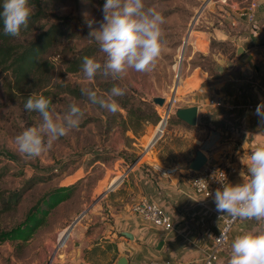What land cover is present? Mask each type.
<instances>
[{
    "label": "rangeland",
    "instance_id": "obj_1",
    "mask_svg": "<svg viewBox=\"0 0 264 264\" xmlns=\"http://www.w3.org/2000/svg\"><path fill=\"white\" fill-rule=\"evenodd\" d=\"M261 1V11L257 12L255 22L258 29L253 31L247 17L241 15L246 11L250 0H230L227 7L217 2L212 3L211 0H145L146 7L161 12L166 21L162 27L167 47L157 67L147 73L129 70L127 75L119 80L98 75L94 82H86L81 70L66 72V62L83 46L96 44L88 38V22H93L92 28L100 27L105 0H42L49 12L75 16L79 21L81 33L70 42L61 43L57 49L44 54L43 58L48 62L50 70L44 77L32 76L18 84L10 71L0 69V169L5 172L0 179V190L8 195L26 188L32 177L45 178L27 190L13 209L5 211L0 205V232L16 227L24 229L15 237L0 242V264H57L70 233L83 228L89 220L92 208L97 204L92 205V202L99 194L107 191L110 175L113 176L114 184L117 182L114 176L117 175V179L120 177L118 175L123 173L118 164L117 170L112 171L100 183L107 168H112L117 159H123L130 165L143 157V160L176 166L181 174L184 169H190L191 175L194 174L195 170L191 169L190 164L197 152L202 151L209 158L210 149L204 148V143L195 140L193 134L199 127H206L207 134L210 127L204 123H197L192 128L179 124L176 116L180 107L192 105L200 107L201 112L212 115L211 112L222 109L223 106L216 108L219 106L212 104L211 98L222 97L227 105L232 97H236L243 105L239 108L238 115L243 117L247 116L245 110L249 112L247 104L264 100V0ZM204 3L209 6L201 9ZM234 21L235 25L232 24ZM36 34L37 32H34L29 37ZM26 38L25 35L21 36L23 42ZM240 47L243 51L238 54ZM94 56L102 59L103 54L99 52ZM246 63L250 64V68L235 70V66H243ZM193 71L194 76L198 77L201 71L209 74L203 88L208 89L207 91L199 90L196 94L187 91L186 88L189 87L186 79ZM231 77H239L240 80L231 81ZM114 85L126 88L127 96L145 100H152L157 96L171 98L173 92L175 93L177 100L164 134L159 137L155 125L151 136L146 138L151 143L155 136L159 137L154 145L148 144L145 148L130 146L125 149L123 145L130 138L125 136L126 131L121 126L118 112L127 117V111L120 107L116 113H110L98 105H93L87 109L79 128L55 141L52 148L41 157L30 159L17 151L15 137L23 130L41 122L39 113L25 109V103L30 96L42 94L51 97L56 113L63 115L72 102L81 106L88 103L86 97L77 98L67 93V87L77 90L88 87L106 96ZM212 85L216 86L213 91L209 90ZM125 95L117 97V102L126 97ZM153 104L158 114H162L163 106L154 102ZM228 112L231 113L225 120L231 124L227 127H236V109H229ZM249 117L258 129L264 131L255 112H251ZM146 128L147 126L144 133ZM145 143L147 142L144 141V146ZM151 149L153 150L149 153L146 152ZM209 159L210 162L220 164L216 157L210 156ZM123 165L126 166L125 163ZM78 180L80 181L69 199H55L56 203L52 208L47 204L49 194ZM36 205L40 208L35 214L43 219L42 224L29 230L28 226H32V223L28 221V216ZM42 210L47 213L44 215ZM217 219L215 217L216 222ZM244 222L247 224L246 233L264 234V220ZM219 226L221 228L222 223ZM211 228V232L218 230L215 224H211ZM239 232L235 229L232 234L234 236ZM174 234L175 232L167 237ZM214 236L215 234H212L205 239L208 246H212ZM230 257L231 251L224 252L217 264H228Z\"/></svg>",
    "mask_w": 264,
    "mask_h": 264
},
{
    "label": "crops",
    "instance_id": "obj_2",
    "mask_svg": "<svg viewBox=\"0 0 264 264\" xmlns=\"http://www.w3.org/2000/svg\"><path fill=\"white\" fill-rule=\"evenodd\" d=\"M256 1H259L261 5L263 3L261 0ZM258 11H261L260 8ZM247 68H250L249 63L235 66V70ZM195 71L188 75V80L186 79L187 83H185L189 87L186 88L187 91L195 94L199 90L207 91L208 89L203 88L209 74L201 71L198 77L194 76ZM232 79L240 80L239 77H231L230 80ZM215 87L214 85L209 86V90L213 91ZM239 102L238 98L232 97V100L223 108L216 107L222 109H215V112H211L212 115L201 112V108L197 107V123L208 125L210 130L205 134L206 127H199L198 131L193 134L195 140L204 143V148L210 149L209 158L210 156L216 157L223 166L236 168V173L232 174L229 181L231 184L243 183L241 172H246V167L241 164V158H246L255 148L264 147V131L256 127L252 118L249 117L250 111L245 110L247 116L238 115L239 108L243 106ZM186 107H192V105L182 106L180 109ZM229 109H236L234 113L236 127H227L231 124L230 121L225 120L232 112H228ZM260 125L264 127V123ZM154 126L147 125L146 132L141 137L127 130L125 136L130 140L127 139L128 142L123 147L125 149H129L130 146L145 148L150 144L146 138L151 136ZM144 141L147 142L145 146ZM152 150L146 152L149 153ZM133 151L137 153L136 150ZM118 164L123 173L118 175L120 177L117 179V175L114 176L117 181L114 184L112 183L113 176L110 175L106 193L92 208L89 220L83 228L70 233L68 242L63 246L60 257L57 259V264H119L123 257L127 259V264H137L144 259L154 257L170 258L176 264H199L211 247L207 245L205 239L219 231V225L222 223L219 216L223 217L227 214L217 212L215 201L206 202L204 205L198 204V201L204 199L194 192L191 184L194 174L191 175L190 169H181L183 174L178 169V174H176L178 176H163L154 170L153 165L157 164L155 161L143 160V157L136 159L130 165L123 159H117L112 168H107L100 183L112 171L117 170ZM142 198L153 200L172 213L178 224L174 235L165 237L162 230L132 211L134 201ZM215 217L218 218L217 222ZM244 221L241 219L233 226L232 229H238L240 234L235 233L233 236L231 232L229 248L225 253L231 251L235 237L248 231ZM211 224H215L218 230L211 232ZM123 232H131L134 239L125 236ZM161 240H164L165 244L159 251L157 245Z\"/></svg>",
    "mask_w": 264,
    "mask_h": 264
},
{
    "label": "clouds",
    "instance_id": "obj_3",
    "mask_svg": "<svg viewBox=\"0 0 264 264\" xmlns=\"http://www.w3.org/2000/svg\"><path fill=\"white\" fill-rule=\"evenodd\" d=\"M102 22L92 28L89 21L88 38L94 40L102 59L85 56L81 71L86 82H94L98 75L113 80L123 79L129 70L153 71L166 51L163 25L165 17L155 8L146 7L145 0H105ZM35 6L30 0H2L0 21L5 35L19 37L27 29ZM126 88L114 85L105 96L94 89L81 88L87 104L72 102L63 115L56 113L51 97L30 96L25 109L37 112L41 122L23 130L15 137L17 151L34 159L48 152L55 141L79 128L90 106L98 105L116 113L120 105L117 97L126 94ZM255 115L264 123V102L257 105ZM246 172H241L243 183H223L214 195L216 210L233 219L264 220V147L241 158ZM209 193L208 195H210ZM223 233L221 232V238ZM228 264H264V234L246 233L234 238Z\"/></svg>",
    "mask_w": 264,
    "mask_h": 264
},
{
    "label": "trees",
    "instance_id": "obj_4",
    "mask_svg": "<svg viewBox=\"0 0 264 264\" xmlns=\"http://www.w3.org/2000/svg\"><path fill=\"white\" fill-rule=\"evenodd\" d=\"M30 2L35 6V14L31 17L28 28L22 30L19 37L5 35L3 23L0 21V69L10 71L18 84L32 76L36 77L40 75L44 77L48 75L50 70L48 68V62L43 58L44 54L50 50L57 49L61 43L70 42L81 33L79 21L75 16L58 15L49 12L44 7L42 0H30ZM0 5H2V0H0ZM34 32H37V34L29 37ZM22 35L27 37L25 42L21 40ZM97 53H99L97 44L92 43L83 46L66 62V72L74 73L80 71L83 58L85 56H94ZM65 91L77 98L85 97L81 94V90L75 88L67 87ZM125 96L119 100V105L127 111L128 116L124 117L123 114L118 112L121 118V126L125 131L131 130L137 136L144 133L145 127L148 124H158L160 115L152 100ZM176 119L179 124L187 128H192L191 125L181 120L178 115ZM4 175L5 172L0 169V179ZM44 179V177H32L28 181L26 188L13 191L8 195H6V192L0 190V205L5 211L13 209L27 190L31 189L38 182L44 181ZM79 181L53 191L48 195L49 199L46 200L47 204L52 208L56 200L69 199ZM39 208L40 206L36 205L31 209L28 221L32 223V226H28L29 230L42 224L43 219L38 214H35ZM42 213L45 215L47 211L42 210ZM23 231L24 229L22 230L21 227H16L9 231L0 232V242L13 238Z\"/></svg>",
    "mask_w": 264,
    "mask_h": 264
},
{
    "label": "built area",
    "instance_id": "obj_5",
    "mask_svg": "<svg viewBox=\"0 0 264 264\" xmlns=\"http://www.w3.org/2000/svg\"><path fill=\"white\" fill-rule=\"evenodd\" d=\"M211 2L220 3L223 7L230 5V0H211ZM205 3L201 9H205L207 6H209H205ZM260 5L261 4L259 1L252 0L246 7V11L241 14L245 15L247 17L248 23L252 24L253 31L258 29L255 22ZM232 24L235 25L236 21H234ZM173 95L174 97L172 98ZM172 96L171 98L166 97V102L163 106V113L161 114L160 112V120L156 127L159 137L164 134L171 110L173 109V105L177 100L174 92ZM210 102L219 107L224 106L225 104L222 97H213L210 99ZM262 102H264V100L249 103L246 107L250 112H255L257 105ZM168 104L169 107L167 109ZM256 149L257 148L253 149L252 151ZM153 168L156 172L163 176L171 177L178 174V168L176 166H165L163 164L157 163L153 165ZM236 171V168L233 166H223L221 164L210 162V159L207 158V163L200 170L194 171L191 181L194 192L197 195L202 196L204 199L203 201H198V204L204 205L206 202L215 201L214 195L216 190L222 189L224 186L223 183H229L232 174L236 173ZM209 193L211 194L208 195ZM132 211L142 216L146 221L150 222L155 227L162 230L166 237L169 234L177 231V223L175 222L172 213L153 200L147 198L135 200L132 204ZM219 217L222 219V226L215 234L212 246L205 253L199 264H217L221 260L222 254L228 251L232 228L241 220L239 218L233 219L229 215ZM221 232L223 233V236L219 238L221 236ZM137 264H176V262L170 258H148V260L144 259Z\"/></svg>",
    "mask_w": 264,
    "mask_h": 264
},
{
    "label": "water",
    "instance_id": "obj_6",
    "mask_svg": "<svg viewBox=\"0 0 264 264\" xmlns=\"http://www.w3.org/2000/svg\"><path fill=\"white\" fill-rule=\"evenodd\" d=\"M242 51H243V48L240 47L238 49V54H241ZM175 87H176V85H175ZM173 97H174V95L172 96V98ZM152 100L156 105H160V106H164L165 102H166V98L160 97V96L154 97ZM168 107H169V104L167 106V109H168ZM197 115H198V108L196 106L182 108L178 112V117L191 126L197 124ZM158 138L159 137L155 136V138L151 141V143L149 145L150 146L154 145L157 142ZM206 163H207V157L205 156V154L202 151H198L196 154V157L194 158V160L190 164V167H191V169L196 171V170H200ZM105 193H106V191L103 192L102 194H99L96 197V199H94V201L92 202V205L97 203ZM123 234L125 236L131 238V239H134V235L131 232H123ZM164 244H165V241L161 240L157 245V249L161 250L163 248ZM119 264H127V259L125 257L121 258L119 261Z\"/></svg>",
    "mask_w": 264,
    "mask_h": 264
}]
</instances>
